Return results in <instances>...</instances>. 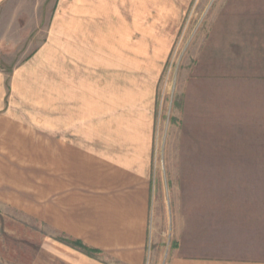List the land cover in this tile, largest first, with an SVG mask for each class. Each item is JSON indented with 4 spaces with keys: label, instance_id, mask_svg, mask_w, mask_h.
I'll return each mask as SVG.
<instances>
[{
    "label": "crops",
    "instance_id": "0c3cea01",
    "mask_svg": "<svg viewBox=\"0 0 264 264\" xmlns=\"http://www.w3.org/2000/svg\"><path fill=\"white\" fill-rule=\"evenodd\" d=\"M8 2L0 0V7ZM183 5V0H55L48 40L23 64L0 70V205L20 211L22 222L31 220L36 264H264L263 182L213 188L201 187L195 175L158 181L148 147L125 153L95 148L93 133L61 134L60 116L52 128L59 133L47 134L36 101L41 89L24 84L50 44L76 45L92 62L163 61ZM76 13L96 15L98 25L91 21L80 32ZM213 24L208 42L190 50L194 64L186 94L199 95L195 102L204 98L230 119L237 116V104L245 103L250 120L240 125L264 135V9H241L234 16L216 12ZM28 93L34 101H27ZM74 127L77 131L78 123ZM28 173H37L34 187L26 181Z\"/></svg>",
    "mask_w": 264,
    "mask_h": 264
},
{
    "label": "rangeland",
    "instance_id": "374dc122",
    "mask_svg": "<svg viewBox=\"0 0 264 264\" xmlns=\"http://www.w3.org/2000/svg\"><path fill=\"white\" fill-rule=\"evenodd\" d=\"M54 2L9 0L0 7V70L8 73L23 64L48 40ZM183 2L180 25L163 61L92 62L80 55L83 53L76 45L46 46V54L37 62L39 70L24 81L41 89L36 101L44 112L45 132L59 133L52 128L60 116L61 134L93 133L98 139L95 148L103 145L108 152L125 153L148 147L158 181H187L195 175L201 179V187L264 183V157L238 156L264 153V135L246 132L240 125L250 120L242 108L245 103L237 104V116L230 119L204 98L200 104L195 102L199 95L186 94L194 64L190 50L208 42L216 12L233 16L241 9L260 12L264 0ZM85 14H75L80 32L86 24L97 21L96 15ZM65 19L68 21L69 15ZM33 96L28 93L27 101H34ZM187 99L190 106L184 118ZM229 121H237L239 126H229ZM195 127L197 132L192 133L190 129ZM69 139L63 136V144L70 145ZM25 176L28 185L34 187L37 173ZM27 193L31 195L32 190ZM27 221L22 222L20 211L0 205V264H36L34 227L31 220Z\"/></svg>",
    "mask_w": 264,
    "mask_h": 264
},
{
    "label": "trees",
    "instance_id": "16d2710c",
    "mask_svg": "<svg viewBox=\"0 0 264 264\" xmlns=\"http://www.w3.org/2000/svg\"><path fill=\"white\" fill-rule=\"evenodd\" d=\"M65 241L72 246L80 248L81 250H83L84 252H87L88 254H91L93 252L92 250H90L87 247H85L84 245H82L79 241H68V240H65Z\"/></svg>",
    "mask_w": 264,
    "mask_h": 264
}]
</instances>
